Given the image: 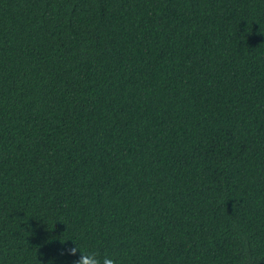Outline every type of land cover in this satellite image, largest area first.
Listing matches in <instances>:
<instances>
[{
	"label": "trees",
	"instance_id": "obj_1",
	"mask_svg": "<svg viewBox=\"0 0 264 264\" xmlns=\"http://www.w3.org/2000/svg\"><path fill=\"white\" fill-rule=\"evenodd\" d=\"M264 264V0H0V264Z\"/></svg>",
	"mask_w": 264,
	"mask_h": 264
},
{
	"label": "clouds",
	"instance_id": "obj_2",
	"mask_svg": "<svg viewBox=\"0 0 264 264\" xmlns=\"http://www.w3.org/2000/svg\"><path fill=\"white\" fill-rule=\"evenodd\" d=\"M69 255L75 256L77 252L80 253L79 258L74 262V264H117V261L104 254L101 256L99 251H86L79 247L77 244L75 247L69 248L67 250Z\"/></svg>",
	"mask_w": 264,
	"mask_h": 264
}]
</instances>
